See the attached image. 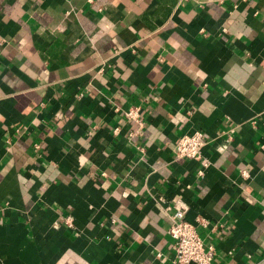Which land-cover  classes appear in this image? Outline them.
Here are the masks:
<instances>
[{
	"label": "crops",
	"instance_id": "1",
	"mask_svg": "<svg viewBox=\"0 0 264 264\" xmlns=\"http://www.w3.org/2000/svg\"><path fill=\"white\" fill-rule=\"evenodd\" d=\"M168 206L264 264V0H0V264H173Z\"/></svg>",
	"mask_w": 264,
	"mask_h": 264
},
{
	"label": "built area",
	"instance_id": "2",
	"mask_svg": "<svg viewBox=\"0 0 264 264\" xmlns=\"http://www.w3.org/2000/svg\"><path fill=\"white\" fill-rule=\"evenodd\" d=\"M142 107H132L126 112V118L136 121L142 126ZM207 146L205 134L201 130H194L184 134L176 144L175 153L179 159L195 160L202 163L204 169L209 167V161L204 157ZM202 173V172H200ZM246 177L247 173L243 172ZM166 210L171 213L172 225L169 234L174 240L173 264H214L216 250L213 245L205 243L197 228L185 220L187 208L168 206ZM66 226L74 227L73 217H68Z\"/></svg>",
	"mask_w": 264,
	"mask_h": 264
}]
</instances>
